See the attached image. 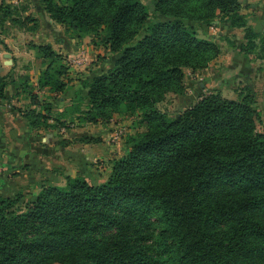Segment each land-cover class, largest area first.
Wrapping results in <instances>:
<instances>
[{"label": "trees", "instance_id": "1", "mask_svg": "<svg viewBox=\"0 0 264 264\" xmlns=\"http://www.w3.org/2000/svg\"><path fill=\"white\" fill-rule=\"evenodd\" d=\"M40 2L76 37L90 34L111 52L74 110L93 122L137 114L142 129L101 182L81 173L45 181L23 211L14 209L17 197L0 196V264H264V128L254 87L242 85L237 97L200 93L173 113L158 105L185 91L186 68L202 69L222 52L196 23L243 27L244 40L230 45L264 60V31L256 44L241 0ZM26 10L2 0L0 24L36 20L35 29ZM33 46L49 59L39 85L63 91V53L49 42ZM29 79L0 70V98L15 83L34 105L18 108L30 127L49 125L51 101L40 108Z\"/></svg>", "mask_w": 264, "mask_h": 264}, {"label": "rangeland", "instance_id": "2", "mask_svg": "<svg viewBox=\"0 0 264 264\" xmlns=\"http://www.w3.org/2000/svg\"><path fill=\"white\" fill-rule=\"evenodd\" d=\"M37 2L38 0H19L18 3H10L18 6L25 5L27 7L26 11L35 7L32 9L33 12L31 11V14L35 16L34 13L39 11V6L36 5ZM241 2V11L246 16V12L253 8L252 3L258 4L257 8H253V11L254 9L264 11V0H241ZM35 21H28L25 26L10 23L0 30L1 72L10 73L18 79L22 76H29V81H32L30 89L33 92L38 91L35 93L38 94L41 101H44V103L40 102V108L45 109V101H50L49 98H52V101L49 102L50 110L46 109L50 116L48 123L51 125H46V130L29 132L28 134L32 140H28L29 145L26 144L24 147H21V145L15 146L14 144L11 147L7 146L6 150L0 144V196L17 197L19 200L14 205L15 211L25 210L26 204L42 190L45 181L62 183L67 174L76 175L77 173L84 174L93 183L103 181L111 171V158L125 151L129 134L142 129L138 125L137 114L118 113L109 121L93 122L86 120L84 113L81 114L74 110L73 103L80 100V95L85 94L87 91L85 84L88 75L102 72L108 68L107 65H111L110 50L103 45L94 44L90 34L76 37L71 30L64 29V27L61 30L67 37L75 38V41L80 39L86 41L85 43L89 47L88 58L85 61L87 65L79 70H68L74 62L63 53V58L60 61L68 65L67 72L62 75L68 81L67 88L61 92H52L51 90V92H48L47 89L43 92L42 88L44 87L34 83L49 59L44 60L41 53L33 45L49 42L54 47L58 45L56 41L59 40L57 39L58 34L55 33L56 30L46 25L45 21L42 23L39 18H37V21H39L38 26L31 29L30 25ZM10 25L19 26V29H11L12 26ZM196 26L201 35L219 41L223 50L226 46L232 44L231 40L235 36L238 39L245 36V29L241 27L243 29H238L239 33H232V38L228 22L211 26L196 23ZM261 29L259 35L256 36V44L258 45L263 37V30ZM219 31H224L225 34L220 36ZM5 52H10L11 56H7ZM220 56H222V52L202 69L193 71L186 68L183 80L185 91L179 94L170 93L166 99L158 103L159 107L173 113L193 103L200 93L211 90L222 92V89L216 86L218 82L214 79L215 77L212 76L214 78L209 79V76L204 74V69L211 67L213 63L221 62L219 60ZM12 57L13 62H3L5 59H12ZM217 59L218 62H216ZM233 73L234 69L231 68L227 74L230 77L228 78L229 88L224 90V95L229 97H237L240 87L247 84L248 75L246 73L243 76L244 80L241 81L233 78ZM199 81L206 82L205 89L204 87L199 88ZM39 92L45 94V96H41ZM62 95L64 98H61ZM30 105V94L25 92L21 94L19 102L14 105V108L25 109ZM81 107H87L86 100L81 102ZM258 128H263V120L258 123ZM47 131H51V136H47ZM3 139L0 134V143L3 142Z\"/></svg>", "mask_w": 264, "mask_h": 264}, {"label": "crops", "instance_id": "3", "mask_svg": "<svg viewBox=\"0 0 264 264\" xmlns=\"http://www.w3.org/2000/svg\"><path fill=\"white\" fill-rule=\"evenodd\" d=\"M1 1L2 0H0V2ZM6 1L7 2H17V3L19 2V0H16V1L6 0ZM36 5L39 6V11L38 12L36 11V13H34L35 16L39 18L40 21H42V23L43 21H45L46 25H48L53 30H56L55 33L58 34L57 39L59 40L56 41L58 45H55L54 48L61 53H65L64 55L68 56V59H72L74 62L71 64L68 70H75V69L79 70V69L85 68V66L87 65V62L85 61H87L88 54H89L88 52L89 47L86 45L85 43L86 41H83L81 39L79 41H75V38H71L70 36L67 37L66 35H64V33L61 30L63 27L64 29H66V27L62 25L61 23L53 20V18L49 16V13L44 9L42 3L39 0L36 3ZM252 5H253V8L255 7L257 8L258 6L257 3H252ZM34 8L35 7L26 11V13H31L32 9ZM253 8L251 9L252 11L250 10L246 12L248 16V22L257 31H259L261 28H263L261 30L264 31V26H263L264 11L258 10V9H254L253 11ZM10 23L13 24L11 21H6L3 25L0 24V30L2 28L7 27L8 24ZM11 29L17 30L19 29V26H12ZM238 29H243V28L230 26L231 37L233 36L232 33L234 32L239 33ZM64 32L66 33V31ZM219 32L220 34H225L224 31H219ZM233 40L240 42L244 40V37H241L240 39H238V37L235 36ZM225 48L224 50L222 49L223 50L222 56L219 57L220 58L219 60H221V62L213 63L214 65L212 64L211 67L209 66V68L207 67L206 69H204L205 70L204 74L206 76H209V79H213L215 77L214 79L217 80L218 82V85L216 86L222 89V92L224 94V90L229 88L228 78L230 77H228L229 75L227 74L231 68L234 69L233 78L237 79L238 81L244 80L243 76L246 73V75H248L246 83L251 84L256 91L258 106L260 110L262 111V120H263V128H264V60L263 58H260V57H257V58L254 57L253 54H245L243 51H240L238 48L232 45H228ZM13 61L14 59L12 57V62ZM3 62H11V61H9V59H5V61ZM216 62H218V59ZM109 66L110 65H107V67ZM88 76H92V75H88ZM29 82L31 83L32 81L30 80ZM34 83L39 85V76L35 79ZM199 84L202 86V88L204 87L205 89V84H206L205 81H199ZM68 85L66 86V88L68 87ZM40 87H44L42 88L43 92H45L44 90L46 89L48 90V92L51 90L49 86H40ZM35 92H38V91H35ZM22 93H25V92L18 93L16 84L13 82H9L5 87V97L0 98V134L2 138H4L3 142H1L0 144L3 145L6 148V150H7V146L11 147V145H14V144L15 146L21 145V147L26 146V144L29 145L28 140H32V138L29 136L28 133L34 132V131H43L46 126V125H42L37 128H31L28 123V119L25 116H23L18 109L14 108V105L18 104L19 98ZM40 95L45 96V94L43 95L42 93H40ZM61 98H64V96L62 95ZM49 100L52 101V98H49ZM50 125L51 124L47 126H50ZM46 134L48 137L51 136V131H47ZM22 144L24 145L22 146Z\"/></svg>", "mask_w": 264, "mask_h": 264}, {"label": "water", "instance_id": "4", "mask_svg": "<svg viewBox=\"0 0 264 264\" xmlns=\"http://www.w3.org/2000/svg\"><path fill=\"white\" fill-rule=\"evenodd\" d=\"M7 56H11V53L10 52H6L5 53ZM9 61H12V59H9Z\"/></svg>", "mask_w": 264, "mask_h": 264}]
</instances>
